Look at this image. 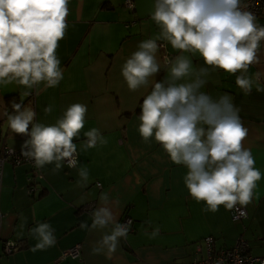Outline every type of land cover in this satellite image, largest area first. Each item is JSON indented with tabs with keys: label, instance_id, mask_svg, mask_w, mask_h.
Instances as JSON below:
<instances>
[{
	"label": "clouds",
	"instance_id": "clouds-1",
	"mask_svg": "<svg viewBox=\"0 0 264 264\" xmlns=\"http://www.w3.org/2000/svg\"><path fill=\"white\" fill-rule=\"evenodd\" d=\"M69 4L70 0H0V92L16 91L20 97L0 116L10 134L25 138L21 155L38 170L53 164L55 172L65 165L76 168L79 153L74 140L81 135L86 139L79 144L80 151L108 143L98 128L83 131L88 114L84 103L68 105L53 124L38 121L31 100L25 103L64 80L57 50L70 27ZM259 7V0H154L149 16L158 31L139 41L120 69L128 91L142 93L138 132L144 143L154 140L173 164L187 169L184 186L193 201L203 203V212L216 214L223 206L227 212H238L236 219L260 199L258 182L264 173L245 147L249 129L234 97L202 89L213 74H223L235 77L245 96L253 88L264 93V73L250 75L264 57V24L252 10ZM169 45L175 55L168 54ZM161 71L166 75L158 81ZM53 110L52 104L43 108L46 116ZM78 174V186L87 187L88 168H80ZM99 202L90 213L91 225L81 221L79 227L101 233L91 254L111 260L120 242L127 240L131 220L117 222L118 213L112 209L120 208L119 201L111 200L107 192L101 193ZM146 223L152 226L151 221ZM160 231L155 226L144 234L155 239ZM30 235L36 240L30 248L33 253L57 244L49 222H38ZM214 264L225 261L217 259Z\"/></svg>",
	"mask_w": 264,
	"mask_h": 264
},
{
	"label": "crops",
	"instance_id": "crops-1",
	"mask_svg": "<svg viewBox=\"0 0 264 264\" xmlns=\"http://www.w3.org/2000/svg\"><path fill=\"white\" fill-rule=\"evenodd\" d=\"M70 0V27L57 50L64 68V80L55 89L41 93L31 100L37 120L53 124L72 103L88 106L83 131L98 128L108 143L87 152L79 150L86 139L74 140L78 145V165H66L54 171V164L44 169L32 168L28 163L14 164L6 160L0 177V264H167L188 262L206 254L204 238L213 237L212 246H231L242 235L252 255L264 257V179L259 183L260 199L248 206L247 218L233 221L223 206L218 213L202 211L188 195L183 177L187 169L173 164L163 149L153 140L144 143L138 132L139 104L142 93L127 89L120 75L121 65L139 41L153 36L158 30L150 20L154 0ZM264 24V9L258 16ZM167 52L176 53L169 45ZM202 63V61H201ZM250 69L264 73L261 64ZM161 71L156 79L162 81ZM264 82V77H262ZM213 95L230 93L241 109L240 116L249 135L245 147L252 150L256 167L264 173V93L253 88L245 96L235 85V77L213 74L209 85ZM10 99L7 101V98ZM15 99L16 91L0 92V113ZM54 106L51 114L43 108ZM10 110V109H9ZM24 137H14L6 129L0 116V149L8 146L21 149ZM87 167L89 183L80 187L79 169ZM40 172L41 178L36 174ZM28 177H31L28 180ZM97 183H100L97 187ZM32 189L29 191L28 187ZM107 192L119 209L113 207L117 222L123 217L132 219V230L122 240L111 260L104 255H92L91 249L101 233L80 230V222L91 225L90 213L100 206L99 198ZM148 221H151V227ZM38 222H49L55 229L57 244L46 251L33 253L36 243L30 229ZM160 226V235L149 239ZM18 247L6 252V242ZM81 245L79 258H61L62 252L74 244ZM255 264V263H254Z\"/></svg>",
	"mask_w": 264,
	"mask_h": 264
},
{
	"label": "built area",
	"instance_id": "built-area-1",
	"mask_svg": "<svg viewBox=\"0 0 264 264\" xmlns=\"http://www.w3.org/2000/svg\"><path fill=\"white\" fill-rule=\"evenodd\" d=\"M260 7L259 8H253L252 10L256 13L257 16H259L263 9H264V0H259ZM125 6L128 8H132V2L131 0H125ZM169 55H171L168 52ZM14 148L4 146L0 149V177H1V168L3 163L6 160L11 161L14 164H20V163H28L34 167V162L26 160L21 155V149L17 150L15 149L14 153L11 152V150ZM37 177L41 178L40 172L36 174ZM31 177H28V180H30ZM97 185H100V183H97ZM29 191H31L32 187H28ZM246 211V210H245ZM231 219L233 221H240L245 218H247V211L246 215L240 217L239 219H236V216H239V213L236 212H230ZM129 220H131V230H132V219L129 216L123 217L120 223H127ZM130 230V231H131ZM205 246H206V254L204 257H201L199 259H193L188 262H171L167 264H214V262L217 259H223L225 261V264H239V259L241 258L243 260V264H254L257 259L264 260V257L252 255L249 251V245L247 240L242 236H238L235 240V242L231 246L226 247H220L215 249L212 246L213 237L207 236L204 238ZM18 247V245L15 242H6L5 244V250L6 252H11L15 250ZM80 251H81V245L79 243L74 244L73 246L66 248L62 254L61 258H79L80 257Z\"/></svg>",
	"mask_w": 264,
	"mask_h": 264
},
{
	"label": "trees",
	"instance_id": "trees-1",
	"mask_svg": "<svg viewBox=\"0 0 264 264\" xmlns=\"http://www.w3.org/2000/svg\"><path fill=\"white\" fill-rule=\"evenodd\" d=\"M9 99H10V97L7 98V101H8ZM8 103H9V101H8Z\"/></svg>",
	"mask_w": 264,
	"mask_h": 264
}]
</instances>
